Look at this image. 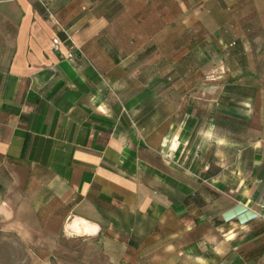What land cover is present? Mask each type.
I'll return each mask as SVG.
<instances>
[{
	"label": "crops",
	"instance_id": "crops-1",
	"mask_svg": "<svg viewBox=\"0 0 264 264\" xmlns=\"http://www.w3.org/2000/svg\"><path fill=\"white\" fill-rule=\"evenodd\" d=\"M42 1L0 0L7 264H264V0Z\"/></svg>",
	"mask_w": 264,
	"mask_h": 264
},
{
	"label": "rangeland",
	"instance_id": "rangeland-1",
	"mask_svg": "<svg viewBox=\"0 0 264 264\" xmlns=\"http://www.w3.org/2000/svg\"><path fill=\"white\" fill-rule=\"evenodd\" d=\"M156 34H157V32H151V35H152L151 41H156L157 40L156 39L157 37H155ZM156 51H157L156 48L152 49V54L154 52H156ZM203 52H204V55H205V52H206L205 49H200V55ZM218 52H220L219 54H221L222 53V49H220V51H218ZM188 60L190 61V58H188ZM186 66H188L189 69L191 68V66H193L194 70H196V68H198L199 71L202 72V73H204L206 71V69H207V65L206 64H201V63H199L198 67H197V64L196 65L195 64H193V65L187 64ZM158 67H159L158 61L154 60L151 63L152 72L157 71ZM219 68L221 69V65L215 64L216 72L219 70ZM200 82L203 84L204 87L206 86L204 80H200ZM184 100H186V98H184ZM199 103H200L199 104L200 105L199 117L201 119H205V114H206V111H207L206 110V101L201 99ZM249 130H250L251 133L264 134V128L263 127H259L258 128L257 126H253L252 128H249ZM201 148L204 150L206 148V143L202 142V144H200V149ZM14 249H15V244L13 245L12 243H10L9 240H5V239H1L0 238V264H7L5 258L10 259V255H11L10 251H12ZM5 253L8 256H6Z\"/></svg>",
	"mask_w": 264,
	"mask_h": 264
},
{
	"label": "built area",
	"instance_id": "built-area-1",
	"mask_svg": "<svg viewBox=\"0 0 264 264\" xmlns=\"http://www.w3.org/2000/svg\"><path fill=\"white\" fill-rule=\"evenodd\" d=\"M39 1L43 3L42 0H39ZM47 15H48L49 18H51L61 28V30L65 34V39L64 40L68 43V51H67V54H66L67 58L72 57L76 52L81 54L82 51H81L80 47L73 40L71 33L69 31L63 29L59 25V23H58L57 19L54 17V15H52L49 11H47ZM52 43H53V48L58 50L60 45H61V43H62V41L60 39H58L57 37H55V38H53Z\"/></svg>",
	"mask_w": 264,
	"mask_h": 264
}]
</instances>
